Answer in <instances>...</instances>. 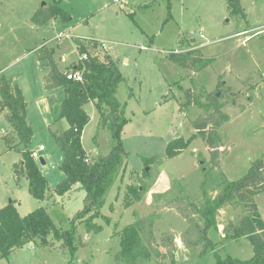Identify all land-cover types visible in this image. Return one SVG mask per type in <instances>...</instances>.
I'll list each match as a JSON object with an SVG mask.
<instances>
[{"label":"rangeland","instance_id":"rangeland-1","mask_svg":"<svg viewBox=\"0 0 264 264\" xmlns=\"http://www.w3.org/2000/svg\"><path fill=\"white\" fill-rule=\"evenodd\" d=\"M240 1L246 20L231 17L225 0H0V76L22 92L26 122L33 134L28 151L43 146L39 159L45 165L39 159L35 162L50 193L62 178L59 166L63 159L52 133L65 131L68 124L58 118V104L53 110L46 104L48 95L53 94L59 101L64 95L60 90H44L42 79L47 68L36 59L35 51L41 46L54 50V59L63 70L82 58L78 44L89 46L92 39L104 44L107 53L99 48L96 55L102 60L107 54L116 62L123 81L115 97L128 120L122 132L123 147L128 153L126 168L120 169L100 209L110 223L106 224L102 217L95 219L94 223L101 226L98 232H88L85 224H78L72 251L49 235V247L40 243L26 245L0 264H116L119 244L115 234L156 210L157 194L152 196L153 205L147 202L151 199L147 200L146 195L159 174L169 180V193L180 191L191 201L200 200L203 192L214 196L222 182L236 181L246 174L264 154V0ZM55 2L69 13L70 21L64 24L55 19L46 27L33 25L34 14ZM64 34L69 38H57ZM195 51L214 60L198 73L183 70L168 59L171 53ZM219 79L224 90L240 93L234 99L228 96L221 100L222 111L229 119L218 131L223 150L220 166L208 168L209 150L200 138H194L180 155L167 158V144L191 138L192 122L202 114L196 106L181 109L183 91L194 88L210 93ZM84 110L90 121L82 133V146L92 158L106 155L112 145L111 135L107 128H97L92 103ZM14 136L0 112V208L12 202L18 214L26 216L42 207L57 228L68 229L69 220L83 208L84 192L75 188L63 198L53 195L43 202L34 200L28 193L26 178L16 181L13 176L14 165L21 162L23 146L8 151L2 141V137ZM153 156L159 157L160 165L144 167L142 158ZM200 161L207 163V171L199 166ZM146 169L150 179L144 178ZM142 184L147 189L142 202L125 209L127 185ZM254 201L264 220V193L255 196ZM242 215L240 206L222 208L216 220L217 231H209L214 247L203 252L200 248L184 249L178 234L186 224L174 210H165L154 221V240L159 245L163 235L168 234L173 239V256L139 264H214L216 256L249 260L254 255L251 244L243 238L225 239L223 233L228 222ZM158 249L166 253L164 248Z\"/></svg>","mask_w":264,"mask_h":264},{"label":"trees","instance_id":"trees-1","mask_svg":"<svg viewBox=\"0 0 264 264\" xmlns=\"http://www.w3.org/2000/svg\"><path fill=\"white\" fill-rule=\"evenodd\" d=\"M225 1L231 17L246 20L240 0ZM55 19H59L64 24L70 21L69 13L61 9L56 2L52 7L37 11L32 17V24L46 27ZM77 49L79 55H86V58L63 70L54 59V50L41 46L35 51L36 59L47 68V74L42 79L44 90H61L64 95L60 103L54 96H48L46 102L51 110L58 104V118L64 119L68 124L65 131L52 133L63 156L59 170L64 176L52 193L28 151L33 134L26 122V104L22 92L12 81L0 76V112L4 113L8 126L15 134L14 137H2V141L8 151L23 146L22 159L19 164L14 165L13 176L17 181L20 177L26 178L28 193L38 202H43L53 195L63 198L75 188L85 194L83 208L69 220L68 229L57 228L42 207L26 216H20L12 202L0 208V261L6 259L14 250L29 244L40 243L49 247L47 241L49 235H52L54 240L60 241L63 248L72 251L75 249L73 236L78 224H85L88 232H98L101 226L94 223L95 219L102 217L106 224L110 223L107 217L101 215L100 209L104 204V196L116 181L120 169L124 171L126 168L124 160L128 156L122 142L123 128L128 120L125 118L123 106L115 97L117 87L123 78L116 62L107 54L100 60L96 54L92 55L89 52L88 45L78 44ZM168 59L190 73H198L214 61L201 57L198 51L171 53ZM76 71H82V80L80 82L68 80L66 73ZM223 86L224 83L219 79L215 91L210 93L194 88L183 91L178 87L184 95L181 109L196 106L202 114L192 122L194 135L191 138L187 140L179 138L167 144L165 148L167 158L180 155L194 138H200L209 150L208 168L212 170L220 166L223 150L218 131L229 119L222 111L224 105L221 104V100L228 96L234 99L240 95V93H232L229 89L224 90ZM217 94L220 97L216 96ZM89 103L93 104L98 117L97 128H107L112 140L109 152L96 158L89 156L81 143L83 130L90 121L89 115L84 110V106ZM142 162L144 167L149 168L160 165L157 156L142 158ZM205 164L207 165L205 162H199V166L207 171ZM143 175L145 179L151 177L147 171H144ZM141 186L127 185L123 198L125 209L141 201L147 191L143 184ZM217 189L214 196L203 192L198 201L189 200L180 191L177 194L167 192L155 195L157 207L153 213L147 217L137 218L115 234L119 244V251L115 255L116 264H139L150 259L164 260L167 256L172 258L173 239L168 234H164L159 245L154 240V221L164 209L174 210L185 222L186 227L179 237L184 249L200 248L203 252L212 250L214 244L209 238V231H217L216 220L219 211L225 206H240L243 209V215L238 220L228 222L224 227L225 239H246L251 244L254 255L246 261L230 256L225 258L216 256L214 264H264V220L254 201L255 196L264 193V154L252 163L243 177L236 181H224ZM158 246L164 248L166 253L161 254Z\"/></svg>","mask_w":264,"mask_h":264},{"label":"crops","instance_id":"crops-1","mask_svg":"<svg viewBox=\"0 0 264 264\" xmlns=\"http://www.w3.org/2000/svg\"><path fill=\"white\" fill-rule=\"evenodd\" d=\"M57 90H54V91H48V92H56ZM61 91V90H60ZM62 92V91H61ZM48 96H54L53 94H51V95H48ZM47 96V97H48ZM47 97H46V99H47ZM55 98V97H54ZM56 99V98H55ZM57 100V99H56ZM59 103L61 102V101H59V100H57ZM46 104H47V102H46ZM47 106H48V104H47ZM49 107V106H48ZM123 130H124V128H123ZM84 149V148H83ZM86 152V151H85ZM87 153V152H86ZM40 170V169H39ZM64 178V176H63V174H62V178L59 180V182L62 180ZM14 179L16 180V178L14 177ZM17 181V180H16ZM19 181V180H18ZM58 182V183H59ZM57 183V184H58ZM56 184V185H57ZM55 185V186H56ZM170 185H169V180L165 177V176H163L162 174H159L158 175V177L156 178V180H155V182H154V184H153V187L151 188V190L149 191V193L146 195V198H147V200H149V199H151V201L149 200V201H147L150 205L152 204L153 205V199H152V196H154L155 194H164V193H169L170 192V187H169ZM55 188V187H54ZM53 188V189H54ZM52 189V190H53ZM51 198H52V196H51ZM142 202V199H141V201L140 202H138V203H135V205L136 204H139V203H141ZM3 208V207H2ZM165 210H168V209H164V210H162L160 213H162V212H164ZM170 210V209H169ZM181 233V232H180ZM180 233L178 234V235H180ZM180 241V240H179ZM175 243L177 244V248H178V250L180 249V246L178 245V242L175 240ZM181 243V242H180ZM30 245H32V244H29V246ZM21 249H24V247L23 248H21ZM20 250V249H19ZM22 251V250H21ZM16 252V250H14L12 253H11V255L13 254V253H15ZM161 254H165V252L164 251H161Z\"/></svg>","mask_w":264,"mask_h":264},{"label":"built area","instance_id":"built-area-1","mask_svg":"<svg viewBox=\"0 0 264 264\" xmlns=\"http://www.w3.org/2000/svg\"><path fill=\"white\" fill-rule=\"evenodd\" d=\"M117 1V0H116ZM57 38H69V35L68 34H64V35H60V36H58ZM90 42H93V43H89L90 45H89V47H90V49H89V52H91V54L93 55V54H96V51H97V49H101L102 51H104L105 53H107V51H106V47H105V45L104 44H102V43H100L99 42V44L98 43H96V42H98V41H96V40H94V39H92V40H89ZM96 45V47H94ZM93 51V52H92ZM82 58L81 59H79V60H83V59H85L86 58V55H84V56H81ZM78 60V61H79ZM61 61H63V58L61 57ZM66 77H67V79L68 80H72V81H76V82H80L81 80H82V71H76V72H68V73H66ZM44 151V148H43V146H39L38 147V149H36V150H34V151H30V156H31V158L33 159V160H37V159H39V154L41 153V152H43ZM87 161V160H86Z\"/></svg>","mask_w":264,"mask_h":264},{"label":"water","instance_id":"water-1","mask_svg":"<svg viewBox=\"0 0 264 264\" xmlns=\"http://www.w3.org/2000/svg\"><path fill=\"white\" fill-rule=\"evenodd\" d=\"M216 96H218V94L216 95ZM39 162H40V164L41 165H45V162H44V160L42 159V158H40L39 159ZM148 169H146V171H147ZM11 202H9V204H10Z\"/></svg>","mask_w":264,"mask_h":264}]
</instances>
